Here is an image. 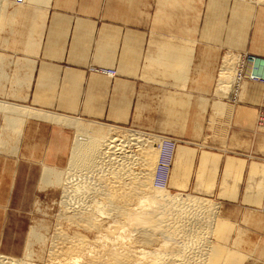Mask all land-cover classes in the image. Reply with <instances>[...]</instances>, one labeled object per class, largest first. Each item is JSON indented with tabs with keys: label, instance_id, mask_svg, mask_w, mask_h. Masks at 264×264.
Returning a JSON list of instances; mask_svg holds the SVG:
<instances>
[{
	"label": "rangeland",
	"instance_id": "rangeland-1",
	"mask_svg": "<svg viewBox=\"0 0 264 264\" xmlns=\"http://www.w3.org/2000/svg\"><path fill=\"white\" fill-rule=\"evenodd\" d=\"M261 1L0 0V102L55 114L61 113L52 112L45 108H62L77 114L79 111L82 112L92 106L91 101L94 90H96L93 87L94 77L101 80L102 86L108 85L109 80L115 81L118 78L119 72L115 69L116 66L113 68L94 62L95 60H93L92 56L62 57L54 54L57 51L56 49L61 47V41H63L65 46L67 43L69 46L72 40V38H65L60 41L59 33L56 31H49L48 35L47 27L49 26L50 28V21L57 19L59 16L56 14L57 11L60 12V15H78L79 18L85 20L84 27L92 26L87 21L90 17L98 19L95 21L97 23L99 19H101V22H113L112 20L124 21V18L128 17L132 19L133 26L136 27H140L141 17L153 18V24L150 25L152 28L158 27L160 30L167 31L173 29L175 31H186L191 27V31H195L198 39L200 38L202 42L205 37L213 39V41L219 40L221 37H228L230 40H238L241 43L243 52L227 50L220 55L213 79L215 97L212 99V104L214 107L207 126L212 133L213 141L221 139V142L224 143L223 147L231 144V148L235 149L226 148L227 150L254 149L257 155L264 157V130L260 129L258 125L259 117L264 112V65H261L263 68L261 73L263 74L259 72L255 75L261 81L259 79L250 81V72L247 64L249 58H255L256 64L257 62H259L258 64L264 62L263 57L249 53L250 51H256L264 54V0ZM10 18L12 19L9 20ZM82 34L85 38L84 47L87 48V45L91 44L89 39H93L94 34L87 31ZM57 42L59 43L58 45ZM198 42L200 41L198 40ZM46 52H49V54H46ZM99 58L102 61L105 60L104 56ZM80 59L85 64L84 66H76V63H80ZM233 63L234 65H232ZM227 64L228 66H226ZM67 66L70 68H84V71H62ZM246 66L247 71H245ZM226 67H230L229 71H232V74L227 72L228 68ZM233 67L234 69H232ZM60 68L62 70H59ZM237 70L241 71L242 74L246 73V78L242 82L236 77L233 80L234 72ZM106 71H112L116 75L111 76ZM221 73L225 74H222L225 77H221ZM227 73L228 75H226ZM147 74L150 75V73ZM222 78H225V80ZM223 80L226 84L229 82L230 84L226 85V95L221 97L216 92ZM103 90L106 91V89H102V92ZM107 99L106 97L105 100ZM216 105L222 107L220 113L216 109ZM247 107H252L253 110H249ZM250 111L251 113H249ZM61 115H66L76 120L79 119L78 121L90 124L92 127L102 126L122 133L136 131L154 135L155 138L159 136L174 144L176 143L175 149L178 145V141L169 136H162L148 131H132L129 128L117 125L110 126L96 121H85L81 117H76L77 115ZM25 120L18 123L19 127L17 125L14 128L4 126L1 147L4 145V147L11 148L13 145L17 149L22 138ZM240 126L247 127L248 130H244L247 132V137L237 132L238 129L236 128ZM42 134L44 135V132ZM52 138L60 140L59 134L51 136L50 139ZM158 142L161 141L158 139L149 144L153 150V159H155V161L153 160L155 167L150 170V182L154 188V176L157 173L156 165H158L159 160L157 155L160 153ZM246 142H249V144ZM60 147L59 142L48 144L49 150H47V153H38L39 155L46 154L47 159L45 162L49 166H24L21 169V181L15 185L13 190L14 197L10 199V206L0 210V255L16 259L20 258L24 261L30 260L29 262L34 264H45L50 260L49 253L53 247L52 241H54L58 229L65 230L69 235L79 233L90 240H94L98 236L95 229V231H92L86 228V225H84L85 228L81 227L83 226L81 223V226L78 223L73 225V222H70L66 217L68 216V211L66 210L68 209L70 212L69 207L77 201V198L75 197L76 193H74L75 198H73L72 193L71 198L74 201L72 199L70 201L68 198L66 199L69 195L66 196L67 194H64V182L68 177L67 173L70 168L51 166L53 164H61L60 157L62 154L59 150ZM125 149L126 152L133 151L131 155H140L136 146L127 145ZM174 150L169 153L171 154L170 157H172ZM38 160L44 162L43 159ZM165 164L166 174L163 178V186L172 194L180 193L168 188L169 157ZM46 168L54 171V175L50 177L48 182H44ZM134 168L136 170L141 169V171L145 169L140 164ZM72 172H69L70 176ZM180 194L198 197L189 193ZM77 196H80L79 193H77ZM202 199L215 205L214 209L212 208L215 213L211 211L213 216L208 214L209 218H214V223L212 219L210 221L212 224L208 222V225L211 224L214 229L206 227L210 232L212 231L211 236L209 230L205 232L207 233L206 237L208 235L211 237V240L207 237L209 242L232 254V258L240 259L243 264H264V206L261 209H247L215 199ZM65 200H67V203L69 202L70 206H67V203L66 205L62 204V201L63 203L66 202ZM103 210L109 212L112 208H103ZM211 212L209 211L208 213ZM96 216L98 217L97 213ZM103 217H105L104 222L109 223L108 221H111V219H106L105 215L100 216V214L96 221L98 222L99 220L100 222L99 218L103 220ZM107 225L105 224L106 227H108ZM219 227L220 229H218ZM59 230L58 233L61 231ZM44 244L45 246H43Z\"/></svg>",
	"mask_w": 264,
	"mask_h": 264
},
{
	"label": "crops",
	"instance_id": "crops-1",
	"mask_svg": "<svg viewBox=\"0 0 264 264\" xmlns=\"http://www.w3.org/2000/svg\"><path fill=\"white\" fill-rule=\"evenodd\" d=\"M56 14L60 17L50 21L48 35L49 31H56L60 41L72 40L69 46L61 41L55 55L92 56L94 62L116 66L119 75L115 81L109 80L108 85L103 86L100 79L92 77L96 90L88 111L85 109L75 114L62 108L47 107L46 110L77 115L85 121L172 137L178 145L169 158L168 188L247 209L264 206V157L257 155L254 149L227 150L232 149L231 144L226 142L223 147L221 139L213 141L207 126L214 107L213 79L220 55L227 50L243 52L238 40L221 37L213 41L205 37L202 42L191 27L186 31L152 28L153 18L141 17V25L136 27L128 17L113 22L99 19V26L95 22L98 19L90 17L87 21L92 26L84 27L85 20L78 15H60L58 11ZM85 31L94 34L87 48L82 34ZM249 53L264 58L260 52ZM101 56L105 60L102 61ZM77 65L85 64L80 59ZM62 71L83 72L84 68L67 66ZM102 89L106 91L102 92ZM247 109L253 110L252 107ZM5 122L6 116L0 111V210L10 206L24 166H49L45 162L46 154H38L47 153L48 144L59 142L61 145V164L51 166L68 167L76 136V131L69 126L28 118L21 141L17 149L12 150L1 147ZM236 129L240 135L248 136L244 131L248 130L247 127ZM57 134L59 141L50 139Z\"/></svg>",
	"mask_w": 264,
	"mask_h": 264
},
{
	"label": "bare ground",
	"instance_id": "bare-ground-1",
	"mask_svg": "<svg viewBox=\"0 0 264 264\" xmlns=\"http://www.w3.org/2000/svg\"><path fill=\"white\" fill-rule=\"evenodd\" d=\"M251 60H254L253 65L256 64L255 58ZM247 64L250 72L252 63ZM260 65H264V62H260ZM223 75L221 77H225ZM224 80L216 92L221 97L226 95V85L230 84H226ZM216 109L220 113L222 107L216 105ZM0 111L6 116L5 127L8 128H14L16 125L19 127L18 123L25 119L37 118L69 126L76 131L68 166V171L73 172L70 176L67 171L68 177L64 182V194L69 196L64 197L72 201L73 193L72 196L76 197L77 201L70 206L67 200L64 203L63 200L62 204L67 203V206H70V212L67 209L69 213L65 216L73 225H86V228L92 231L95 229L98 236L90 240L79 233L69 235L65 230L58 229L60 232L57 230L52 241L50 260L45 264H243L240 259L232 258V254L218 245H212L209 235V239L206 237V230L213 228L210 221L213 220L214 223V218L208 216L214 212L213 203L199 197L172 194L163 186L165 161L167 155L173 151L165 147L164 142L167 139L136 131L122 133L102 126L92 127L66 115L5 102H0ZM158 139L161 142H158L160 153L157 155L159 160L154 176V188L150 182V170L155 167V159L149 144ZM126 144L136 146L140 155H131L133 151L126 152ZM10 149L16 150V147L12 145ZM139 164L145 169L136 170L134 167ZM53 175L54 171L46 168L44 182H48ZM77 193L80 196H77ZM101 200L104 203L100 202ZM103 208L112 210L105 212ZM209 211L212 212L208 213ZM96 213L98 217L99 214L105 215L106 219L111 221L107 220L109 223H106L103 217V220L99 218L102 222H97ZM208 222L211 224L208 225ZM105 224H108V227ZM207 226L209 229H206ZM81 227L79 228L82 229ZM209 234L211 236L212 231ZM29 261L0 255V264H34Z\"/></svg>",
	"mask_w": 264,
	"mask_h": 264
},
{
	"label": "built area",
	"instance_id": "built-area-1",
	"mask_svg": "<svg viewBox=\"0 0 264 264\" xmlns=\"http://www.w3.org/2000/svg\"><path fill=\"white\" fill-rule=\"evenodd\" d=\"M248 61L250 62V63H252L251 64V67L249 68V70H250V76H249V80L250 81H257L259 78L258 77H256L255 75H257L259 72L261 73V71L263 70V68L261 67V65L260 64H254L253 65V63H254V60L252 61L250 58L248 59ZM256 62V61H255ZM253 65V66H252ZM246 71H247V66H246ZM109 75H111V76H115L116 74L114 73V72H112V71H106ZM106 73V74H107ZM234 78L236 77L239 81H243L245 78H246V73L245 74H242V72L241 71H239V70H237V71H235L234 72ZM261 74H263V73H261ZM261 81V80H260ZM259 123H258V125H259V128L260 129H262V130H264V112L263 113H261V115H260V117H259V121H258ZM165 143V147H167V148H169V149H171V150H174V146H175V144L174 143H172V142H170V141H165L164 142ZM173 152V151H172ZM171 152V153H172ZM170 155L171 154H169V155H167V157H169L170 158ZM264 209V208H263Z\"/></svg>",
	"mask_w": 264,
	"mask_h": 264
}]
</instances>
